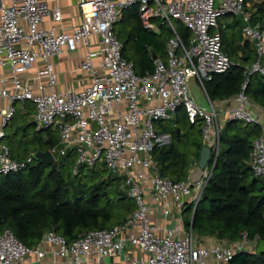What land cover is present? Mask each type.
<instances>
[{
	"label": "built area",
	"instance_id": "2783aa9c",
	"mask_svg": "<svg viewBox=\"0 0 264 264\" xmlns=\"http://www.w3.org/2000/svg\"><path fill=\"white\" fill-rule=\"evenodd\" d=\"M259 2L264 0H80V23L68 31L58 27L63 22L59 6L51 7L44 0H0V177L34 161V152L18 161L4 140L5 128L17 112L16 103L30 100L36 105L33 123L59 133L58 142L49 149L57 162L73 151L76 174L82 166L103 162L109 176L117 174L125 180L124 194L135 202L123 222L87 230L73 241L48 230L39 243L29 246L6 228L0 233V264H57L59 259L82 264L91 257L100 262L128 245L144 250L147 264H230L237 252L257 250L264 235L250 238L248 232L234 242L209 236L200 243L192 226L184 228L183 213L190 204L195 210L203 199L220 153L222 111L204 82L235 64L223 49L220 17L241 15L243 37L256 49L257 58L246 66L247 78L235 95L237 104L225 116L227 121L262 126L253 143L251 167L255 176L264 177V124L246 93L252 74L264 76V25L253 21ZM132 6H138L145 28L157 31L154 19H158L173 33L167 42L168 60L157 56L154 69L144 74L137 73L134 63L124 57V43L115 32V25ZM47 18L49 26L44 25ZM174 19L192 31L190 46ZM81 46L87 53L78 69L89 72L90 83L83 89L60 91L52 58ZM33 69L35 73L29 75ZM191 77L204 90L207 107L192 96ZM180 106L190 123L202 121L205 144L212 148V162L195 182L189 176L185 180L163 176L151 154L157 143L164 144L156 123L173 118ZM149 195L161 206L162 217L175 225L152 218ZM134 227H138L136 232L129 230ZM45 244L54 248L46 250ZM47 257L51 258L48 262ZM132 264L141 263L133 260Z\"/></svg>",
	"mask_w": 264,
	"mask_h": 264
},
{
	"label": "trees",
	"instance_id": "16d2710c",
	"mask_svg": "<svg viewBox=\"0 0 264 264\" xmlns=\"http://www.w3.org/2000/svg\"><path fill=\"white\" fill-rule=\"evenodd\" d=\"M255 6L253 21L264 25V2ZM134 7L138 28L144 34L141 38H136L132 55L124 52L127 43L123 41V55L134 63L137 73L144 74L154 69L153 54L161 56L173 33L166 23L158 19L154 21L162 28L160 33L145 28L138 6ZM124 16L125 14L122 19ZM237 24L240 21L235 19L234 27ZM177 28L185 44L190 43V28L184 24ZM226 30L221 29L223 49L235 64L228 71L214 73L204 80L207 92L214 102L233 97L242 90L247 78L246 64L250 60L253 63L257 58L254 44L247 40L243 42L241 32L228 36ZM246 93L264 107V76L252 74ZM179 110L181 112L171 118L170 123L160 125L159 133L169 134L170 144L166 146L157 143L151 153L160 173L173 180L187 179L193 164L184 146H192L199 158L204 144L201 121L190 123L186 110L180 108L176 114ZM180 119L184 120L185 126L180 125ZM42 130L50 132L47 147L50 149L58 138L52 135V129ZM261 132L259 124L226 121L220 134V153L206 187L209 197L202 199L195 210L191 204L184 210L187 227L193 226L194 232H203L206 237L215 236L230 242L241 239L244 232H248L250 238L264 235V177L255 176L251 167L253 143ZM192 134H196L198 139L191 140ZM26 157L20 155L16 158ZM73 158L74 152H68L58 160L56 168L34 159L19 171L0 177V233L11 228L22 242L33 246L39 243L48 230H55L68 241H73L87 230L110 228L126 219L134 208L128 207L129 211L124 215L115 213L112 209L115 199L105 194L108 179L96 185L84 184L81 175L85 167L78 174L74 172V168L71 172L66 167ZM125 196L119 191L116 198L120 200ZM197 235L200 236L199 233ZM230 264H264V253H258L257 250L239 251Z\"/></svg>",
	"mask_w": 264,
	"mask_h": 264
},
{
	"label": "rangeland",
	"instance_id": "374dc122",
	"mask_svg": "<svg viewBox=\"0 0 264 264\" xmlns=\"http://www.w3.org/2000/svg\"><path fill=\"white\" fill-rule=\"evenodd\" d=\"M135 12H136V8L134 6L126 9L124 12L125 14L124 18L121 19L115 25V32L117 36L122 41L127 43V48L124 51L127 55H132V47H134L135 45L136 38H141V36L144 34V31L138 28V20L136 16L134 15ZM173 21L177 27H180L181 25H183V23H181L177 19H174ZM230 21H231L230 15L219 18L220 25L223 23H228ZM243 29H244V26L242 25L238 27V29L230 28L226 30V32H228V36H231L233 35V33L242 32ZM161 30L162 28L158 26L157 32L160 33ZM164 30L166 32V28ZM130 35H132L133 37L130 38ZM239 39H241L240 36H239ZM187 46H190V43H188ZM160 57L165 61L168 60L167 47L165 48L164 52L161 54ZM195 86L196 88L194 89L193 87L190 88L191 94L193 95V97H197L199 100H201L206 105L208 101H207L205 92L202 90L201 85H199V83L196 82ZM16 108H17L16 115L9 122V125L5 128L6 137L4 139L11 149L12 156L15 158L20 155L23 157H26L29 154L36 152L38 150L47 149L48 140L50 138V132L49 130H42L38 124L33 123V119L36 114L35 103H33L30 100L18 101L16 103ZM180 108H183L185 110L184 106H180L179 109ZM180 112L181 110H179L176 115H178ZM171 120L164 119V120H161L160 122H157L156 123L157 130H160L161 123H170ZM180 125L185 126V122L183 119H180ZM185 130H187L186 127H185ZM51 131H52V135L58 138L59 140L58 131L53 130V129ZM197 137L198 136L196 134H192L191 140L198 139ZM160 141H164V140L161 139ZM170 141L167 143H164L163 145L168 146L170 144ZM202 141L204 144L207 143L204 140V138L202 139ZM184 148L191 162L197 163L196 161L199 160V158L197 156V153L195 152V149L190 145L189 147L184 146ZM62 157L64 156L59 157L58 160ZM76 160H77V154L74 153L73 160H70V162L66 165L68 171L72 172ZM82 167H85L86 169H84L82 172L81 181L84 184H87L88 186L96 185L97 183L102 182L105 179H108V184L106 185L105 194H107L111 199H115L113 200L114 203L112 204V209L114 210L115 213L118 212L119 215L120 214L124 215L128 213L129 211V209H127L128 207L135 208V202L129 196L126 195L124 199H120V200L116 198L117 192L119 191L124 192V187H122V185L124 184L125 180L123 178H118L116 180H112L111 178H109V170L103 162H99L93 167H86V166H82ZM195 233L196 234L199 233L200 243L204 242V239L206 236L203 234V232H199L198 230H196Z\"/></svg>",
	"mask_w": 264,
	"mask_h": 264
},
{
	"label": "crops",
	"instance_id": "0c3cea01",
	"mask_svg": "<svg viewBox=\"0 0 264 264\" xmlns=\"http://www.w3.org/2000/svg\"><path fill=\"white\" fill-rule=\"evenodd\" d=\"M44 1H46L51 7L59 6L61 8L62 13H63V22L60 23L58 27L62 26L65 30L70 31L73 29V27L77 26L80 23V20L82 17V13L79 7L80 0H44ZM230 16H231V21L228 23L221 24V29H227V30L230 28L238 29V27L243 25L242 21L237 19V16H233V15H230ZM235 19L239 20L240 24L239 25L237 24L234 27ZM50 23H51L50 19L47 18L44 22V25L49 26ZM241 36L244 42L245 39L243 37V31L241 32ZM86 53H87V48L85 46H81L79 47L77 51L66 52L61 56L52 58L53 62H55L56 64V69L59 73L58 89L60 91H65L66 89H76V90L83 89L90 83L89 72L81 71L78 69L79 63L84 58ZM239 54L240 55L242 54L241 50L239 51ZM250 63H252V60L248 61V64H246V66L250 65ZM34 73H35V69L31 70L29 75L34 74ZM196 82L197 81L195 79H191L189 81L190 88L191 87H193V89L196 88L195 86ZM194 98L200 105H205L197 97H194ZM215 103L219 107V109L222 111L221 118H222L223 125H224L227 121L225 112L235 107L237 104L235 100V96L226 98L223 100H216ZM251 108H253L257 116H259L262 124H264V111H263L264 108L252 99H251ZM167 136L168 134L162 135L161 138L164 140L163 143H167L170 141L171 139L170 135H169V139L167 138ZM196 162L197 163L192 164L190 168L189 176L195 171L198 161ZM148 200L151 202V206H152V218H155L158 216V217H161L162 224L168 225L171 223L172 225H175L176 223L175 221L167 220L164 217H162L161 206L154 203L150 195L148 196ZM174 216L175 217L178 216V213L176 210L174 211ZM184 228L185 229L190 228L185 225V220H184ZM129 230L136 232L138 230V227H134ZM44 248L46 250H51L54 248V246L50 244H45ZM147 258H148V254L144 250L140 249L139 247L133 246V245H128L117 255H114L111 257H105L100 262L96 260L94 257H91L89 259H83L82 264H132L133 260H138L141 264H147ZM50 259H51L50 257H47L45 261L48 262L50 261ZM66 262H67V259H59L57 264H66Z\"/></svg>",
	"mask_w": 264,
	"mask_h": 264
},
{
	"label": "water",
	"instance_id": "95a60500",
	"mask_svg": "<svg viewBox=\"0 0 264 264\" xmlns=\"http://www.w3.org/2000/svg\"><path fill=\"white\" fill-rule=\"evenodd\" d=\"M237 19H239L242 22H244L243 17L241 15H237ZM156 57H157V55L154 53L153 54V58H156ZM191 79H195V78L194 77H191L189 79V81ZM201 106L207 107L208 106V103L206 105H201ZM26 123H28V122H26ZM167 138L169 139V136H167ZM33 157H34V159H36L38 161H44L47 164L53 165L54 168H56L58 166V162L56 161L55 156L53 155V153L49 149H46V150H38V151H36V152L33 153ZM17 160L18 161H21L22 159L21 158H17ZM211 160H212V148L209 145L203 144V146L201 148V151H200V156H199V160H198V164L196 166V169L189 176L190 180L193 181V182L197 181L201 177L204 168H206L209 165V163L211 162ZM214 169H215V167H213L212 170L214 171ZM118 178H119V176L117 174H112L111 175V179L112 180H116ZM120 193L124 195V192L123 191L120 192ZM208 197H209L208 193L205 192L203 199H207ZM257 252L258 253H264V239H262V240L259 241V244H258V247H257Z\"/></svg>",
	"mask_w": 264,
	"mask_h": 264
}]
</instances>
